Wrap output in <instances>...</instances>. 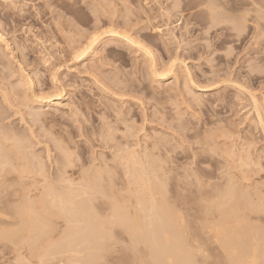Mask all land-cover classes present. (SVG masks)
Masks as SVG:
<instances>
[{"label":"rangeland","instance_id":"rangeland-1","mask_svg":"<svg viewBox=\"0 0 264 264\" xmlns=\"http://www.w3.org/2000/svg\"><path fill=\"white\" fill-rule=\"evenodd\" d=\"M0 32V131L24 141L4 142L23 155L7 154L0 264H153L117 227L106 253L86 223L67 229L109 213L108 182L141 218L154 199L184 218L198 264L226 263L211 226L230 208L264 251V0H0ZM69 182L72 206L47 195L45 218L48 187Z\"/></svg>","mask_w":264,"mask_h":264},{"label":"bare ground","instance_id":"bare-ground-1","mask_svg":"<svg viewBox=\"0 0 264 264\" xmlns=\"http://www.w3.org/2000/svg\"><path fill=\"white\" fill-rule=\"evenodd\" d=\"M157 30H159V29H157ZM112 34H115V33H112ZM2 35L0 32V40L1 41L4 40ZM115 36H117V35H115ZM4 41H6V40H4ZM88 49H89V46L87 47L86 50H88ZM86 50L84 53H86ZM254 103H255V105H257L256 102H254ZM254 108H256V107H254ZM257 111H259V110H257ZM259 113H260V111L258 112L257 115H259ZM260 118H258L260 120L259 122H261V119H263V118H261V119ZM261 123H263V121ZM3 133H4V135H2V137L5 136L6 132H3ZM3 133H1V131H0V134H3ZM6 134L8 135V136L6 135L7 139H6V137L2 138L0 136L1 140H4L3 144L5 141H9V142L12 140L17 141V139L19 142L23 141V139H21L22 141L20 140V138H21V137H19L20 135L15 134V132H14V134L16 136H18L19 138L15 137V139H13L15 136L13 133L11 136H10V133L9 134L6 133ZM8 137H12L11 138L12 140H9L10 138H8ZM0 143H1V141H0ZM10 143H9V145L4 144V147H3L4 149H2V150H4L5 153H3V152H1V153L3 154V156L6 155L4 159H3V156H1L2 154L0 153V156H1L0 159L2 158V160H0V166L2 167L0 169V178L1 177L3 178L2 179L3 182L1 181L2 183L0 186V194L1 195H5L6 193H8V188L10 187L9 186L10 184L8 183L9 182L8 176H10L12 171L9 169L10 167H8L9 164L11 165V163L8 164V160H10V159L12 160V156H13L12 153L13 152H14L13 159L16 156H17V158H15V159H20L22 157L21 154L18 153L20 151L18 149L19 148L18 146L20 144L18 143L19 145L16 146V145H14L16 143H14L13 144V146L15 147L14 148ZM22 146H23V143H22L21 148H23L25 146V144L23 147ZM16 147H18V148H16ZM26 147H27V145H26ZM24 149H27V148H24ZM0 151H1V147H0ZM22 152H23V149H22V151H20V153H22ZM10 153H11V156H10L11 158L9 159V156H7V154L10 155ZM18 154L20 155V157ZM132 154L130 156V159L132 158ZM22 155H23V153H22ZM134 156H135V154L133 155V158H134ZM137 158H138V156H137ZM137 158L135 157L132 161L131 160L129 161V162H133L132 165H129L131 163H128V170L131 169L130 170L131 175L130 174L129 175L131 177H133V179H135L138 182L141 180H145L146 184H148V186H149V189H151L153 186V185L151 186V179H147L150 177H145V175L147 174V171H146L147 169H145V167H141L142 166L141 160L138 158L139 159V161H138V160H136ZM11 160H10V162H11ZM70 164H71V162H70ZM138 164H140V165H138ZM136 165H138V167H136ZM129 166L130 167L132 166V167L129 168ZM139 166H140V168H139ZM5 167H7L8 169H6ZM65 167H67V165H65ZM65 167L61 169L62 172L65 171ZM155 167H156L155 169H157V167H158V170L160 169L159 166H155ZM156 171H154V172H156ZM1 173L3 174V176ZM128 173H129V171H128ZM148 173H150V172L148 171ZM98 175H95L93 177V179L95 180L94 181L95 183L92 186L95 188H102L105 185L104 183H102V182H104V180H101L102 178H100V176H98ZM144 178H146V179H144ZM107 180H109V179H107ZM145 181L143 182L144 185H141L142 182L141 183L139 182L141 187L147 186V185H145ZM138 182H137V184H138ZM62 183L63 182H61L60 184H62ZM109 183L110 182L107 183L108 185L106 184L107 187L110 190H113L114 186H111L112 184H109ZM73 184H72V182L67 183L66 186L63 184L64 185L63 187L64 188L66 187V189L62 188V186H60V185H59L60 189H59V187H57L54 184H53V186H49L47 189L48 190L47 194H45V197H43V198H45L44 200L47 201V198H48L47 195H49L50 197L53 198V203L55 205H56V202H58L60 205L65 204V208H67V207L69 208L73 204L71 202L72 201L71 195H73L72 193L75 192L72 188L74 186ZM102 184H104V185H102ZM229 187H228V189H229ZM61 189H64L65 192L69 191L68 193H70V194H68V193H66V194H68L70 196V198L68 195H67V197H65L66 194L63 191L61 192ZM110 190L108 192V196L110 198V201L109 200L106 201L108 204L107 210L109 211V213L107 215H104V217H102V218H99V217L94 215V217L91 218L89 214H83L82 215V213H81V214H79V217L78 216H74V218L65 217L64 220L68 224L67 229L68 230L70 229L71 223L77 224L76 228L80 224L86 223V225H88L89 228L91 229V234L94 237V240H99L102 242L100 249H102L106 253L108 251V246H109L108 243L112 238V235H111L112 231L115 229V227H117V228H119V230L121 232L127 234L130 237L131 247H132L133 252H135V250L140 245V243L144 244L148 247L149 256L152 258L153 264H198L199 263V261L197 263L196 262L197 259H195V257L197 258L198 255L195 254L196 252H194L191 249L188 242H186V240L184 238L183 233H185V229H186V226L184 225V223H185L184 218L181 217L180 219H178L176 216H173L175 214L173 213V211L170 209L169 206L164 205V203L157 202V200H155L154 198H153L154 202H152V206L150 208V211H151L150 216H148L147 219H146V217L141 218L139 213H138V210L139 211L142 210L141 207H140L141 209L138 208V210L130 211L129 207L126 206L127 203L125 204V200L121 201V199H120V201H119L118 199H115V198H117V197H115V195H113L114 197H110V194H111ZM100 193L105 195L104 191H101ZM117 193L115 192V194H117ZM108 196H106V198H108ZM4 198L6 199V196H4ZM43 198H41V199L43 200ZM44 200L42 202L40 200V204L42 203V206L44 205V202H45ZM3 201H5V200L1 196V198H0V209L2 208L1 204L4 205ZM47 202L45 203L46 205L43 206L44 208L42 207L43 210L45 209V211H46V212L43 211L45 218L46 217L48 218L49 216L53 215L51 208L49 210H47L49 207L53 206V205L49 206L50 202L52 203V200H50V202H48V203ZM47 204L49 207L47 206ZM138 207H139V205H138ZM16 208L19 209V211H21L20 209L24 210L26 219L31 224L33 223V217L32 216L36 215V212H35L34 204L32 202L26 203V201H25L24 204L22 202L21 207L17 206ZM230 209H231L230 214H229V212H228V214H227V212L224 213V217H222L223 220L221 222L214 223L213 224L214 226H211L213 229L210 227V229H212L213 232L215 233L214 238L218 241L219 245L223 249L222 252H225L224 253L225 254L224 259H225L226 263L225 262L224 263L225 264H264V254L261 253L262 249H260L261 250L260 252H257V254H259V255H257L256 251L257 250L259 251V249H256V247H254V245H251V242L253 240H254L253 242L256 241L255 240L256 236L255 237L253 236L251 238L252 240L249 239L248 233H251V231H249V230L247 231V229H246L245 231H247L248 233L244 232V230H243V232H244L243 234L245 236H247L246 237L247 239H242L241 238V235H242L241 230H240L241 235H239L240 234L239 232H238L239 233L238 234L234 230L230 229V227H231L230 220L235 218V212L233 213L234 210L232 211V208H230ZM80 215H82V216L80 217ZM242 229H245V228H242ZM55 232H56L55 229H47L45 231H42V234H41L42 238H44V240L46 241V246H48L50 248L53 247L57 243L56 241H53L54 236H55ZM253 238H255V239H253ZM194 242H196V241H194ZM258 246H259V244H258ZM64 251L66 252V251H68V249L62 250L61 252H64ZM52 252L54 253L55 251H52ZM198 252H201V251H198ZM262 252H264V251H262ZM203 262H202V264H204ZM215 264H217V263H215Z\"/></svg>","mask_w":264,"mask_h":264}]
</instances>
